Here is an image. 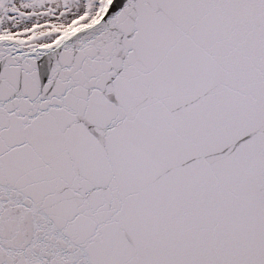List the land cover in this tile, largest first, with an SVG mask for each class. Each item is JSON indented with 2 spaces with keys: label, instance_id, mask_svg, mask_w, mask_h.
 I'll list each match as a JSON object with an SVG mask.
<instances>
[{
  "label": "snow or ice",
  "instance_id": "6c2138e0",
  "mask_svg": "<svg viewBox=\"0 0 264 264\" xmlns=\"http://www.w3.org/2000/svg\"><path fill=\"white\" fill-rule=\"evenodd\" d=\"M0 264H264V0H0Z\"/></svg>",
  "mask_w": 264,
  "mask_h": 264
}]
</instances>
